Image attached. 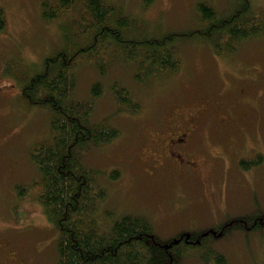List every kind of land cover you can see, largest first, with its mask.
<instances>
[{"label": "rangeland", "instance_id": "obj_1", "mask_svg": "<svg viewBox=\"0 0 264 264\" xmlns=\"http://www.w3.org/2000/svg\"><path fill=\"white\" fill-rule=\"evenodd\" d=\"M42 1L0 0V10L4 7L7 15L5 29L0 31V63L14 57L34 71L46 54L74 37L67 18L71 13L45 21ZM109 1L123 6L128 15L177 32L196 25L200 1L212 2L221 12L237 6L230 0ZM251 8L264 16V0H251ZM180 55L177 74L146 87L135 82L131 69L116 61L103 76L89 60L77 64L75 96L88 97L91 84L102 82L105 90L94 99L93 118L108 117L121 130L117 139L93 146L83 155L86 165L102 172L100 180L109 191L105 208L111 220L124 214L147 217L162 239L182 231H210L219 223L230 224L264 211V160L250 170L241 164L242 159L264 157V35L245 41L237 53L223 56L196 36L182 44ZM118 79L142 102L140 114L117 110L110 85ZM4 84L8 97L0 99V264H57V230L34 198L36 187H29L22 197L16 190V185H29L37 176L29 151L49 134L48 112L21 100L20 82L14 77L2 78L0 86ZM190 115L198 122L193 159L205 166L201 173L160 164L150 136L155 130L164 135L173 117L177 116L178 123ZM226 119L230 125L222 127L220 122ZM219 149L228 155L224 163H218L216 174L212 158L220 157ZM113 169L119 171L117 180L108 179ZM225 231L226 235L209 237L206 246L223 254L226 264H264V225L252 231ZM203 253L204 248H195L181 264H210L201 258Z\"/></svg>", "mask_w": 264, "mask_h": 264}, {"label": "trees", "instance_id": "obj_2", "mask_svg": "<svg viewBox=\"0 0 264 264\" xmlns=\"http://www.w3.org/2000/svg\"><path fill=\"white\" fill-rule=\"evenodd\" d=\"M231 1L237 6L223 12L212 2H198L196 25L178 32L128 15L123 6L109 0L41 2L45 21L71 13L67 18L74 37L46 54L34 71L14 57L3 65L8 70L6 76L20 82L21 100L30 108L38 106L48 112L49 134L29 151L30 165L37 176L29 185H16V190L22 197L29 187H36L34 198L57 230V264H181L195 248L205 249L201 258L210 264H226L223 254L206 246V240L214 237L212 232L182 231L162 239L147 217L124 214L111 220V212L105 208L109 191L100 180L102 172L86 165L83 155L93 146L117 139L121 130L108 117L99 121L93 118L94 99L105 90L102 82H93L86 98L76 97L75 92L77 64L84 59L102 76L116 61L131 69L135 82L146 87L168 81L180 71V48L196 36L209 43L219 56L237 53L242 43L264 35V16L251 8V0ZM110 88L117 110L131 115L141 113L142 102L123 81L115 80ZM263 160L259 154L242 159L241 164L250 170ZM119 178L117 169L108 177ZM256 218L262 222L254 223ZM263 225L264 211L259 209L232 220L220 232L226 235V228L252 231ZM182 238L193 242H181ZM176 240L178 243H173Z\"/></svg>", "mask_w": 264, "mask_h": 264}, {"label": "flooded vegetation", "instance_id": "obj_3", "mask_svg": "<svg viewBox=\"0 0 264 264\" xmlns=\"http://www.w3.org/2000/svg\"><path fill=\"white\" fill-rule=\"evenodd\" d=\"M0 23L3 24V27L0 26V31L5 29V24L7 23V15L5 13L4 7H1L0 10ZM4 59V58H3ZM2 59V61H3ZM1 61V63H2ZM0 63V65H1ZM3 63H6V59H4ZM8 70L6 69L5 65L0 66V80L2 78L7 77L6 74ZM7 84H4L0 86V99L1 98H7ZM14 87V86H12ZM20 94V91L18 92ZM174 115H177V112H174ZM231 117V116H229ZM177 116L173 117L171 120H174V123L166 131L164 135H161L155 130L154 133H151L150 136L153 138L154 145L156 147L155 149V157H159L161 159L160 164L173 166L176 170H184L189 172H196L201 173L204 171L205 166L197 160L193 159V154L195 153V148L198 147L197 140H196V126L198 124L196 117H193L192 115L185 117V120L180 121L177 123ZM222 120L221 126L227 127L230 125V120L226 119V123ZM219 134H217L218 136ZM220 153V157L213 156V169L216 173V168L218 167V163L222 160L224 163L227 159V150H221L218 151ZM212 155V153H211ZM237 176V175H236ZM261 218H256L254 220V223L260 222ZM262 222V221H261ZM228 223H219L217 228H214L216 232L220 233L221 229H224ZM183 234V233H182ZM217 234V233H216ZM214 234V235H216ZM182 241L186 242H193V240L190 241L186 240L184 238L181 239Z\"/></svg>", "mask_w": 264, "mask_h": 264}, {"label": "water", "instance_id": "obj_4", "mask_svg": "<svg viewBox=\"0 0 264 264\" xmlns=\"http://www.w3.org/2000/svg\"><path fill=\"white\" fill-rule=\"evenodd\" d=\"M213 232H215V231H213ZM207 233H209V232H207ZM207 233H206V234H207ZM178 241H179V240H176V241H174L173 243H178Z\"/></svg>", "mask_w": 264, "mask_h": 264}]
</instances>
